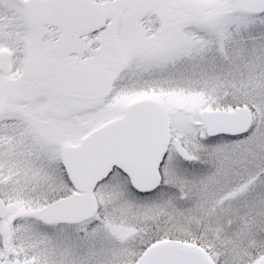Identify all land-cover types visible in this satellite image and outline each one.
I'll return each mask as SVG.
<instances>
[{
	"label": "snow or ice",
	"instance_id": "obj_1",
	"mask_svg": "<svg viewBox=\"0 0 264 264\" xmlns=\"http://www.w3.org/2000/svg\"><path fill=\"white\" fill-rule=\"evenodd\" d=\"M0 264H264V0H0Z\"/></svg>",
	"mask_w": 264,
	"mask_h": 264
}]
</instances>
